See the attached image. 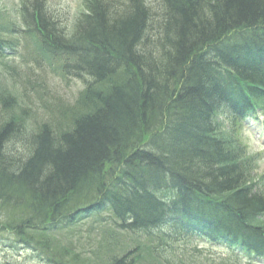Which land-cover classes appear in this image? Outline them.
Wrapping results in <instances>:
<instances>
[{"label": "trees", "instance_id": "trees-1", "mask_svg": "<svg viewBox=\"0 0 264 264\" xmlns=\"http://www.w3.org/2000/svg\"><path fill=\"white\" fill-rule=\"evenodd\" d=\"M160 2L155 15L147 0H83L68 33L42 0H21V30L0 11V50L20 30L53 69L87 77L72 104L41 100L48 117L22 154L11 143L28 111L1 95L0 242L29 261L91 264L62 239L109 213L120 232L199 237L264 262L258 155L238 137L264 109V0Z\"/></svg>", "mask_w": 264, "mask_h": 264}, {"label": "rangeland", "instance_id": "rangeland-1", "mask_svg": "<svg viewBox=\"0 0 264 264\" xmlns=\"http://www.w3.org/2000/svg\"><path fill=\"white\" fill-rule=\"evenodd\" d=\"M53 17L59 21V27L65 32L73 30L79 13L85 8L83 0H42ZM121 1V0H120ZM125 1V0H122ZM21 0H0V11L17 22V28L24 29L20 21ZM160 0H147L152 12L160 13L163 9ZM20 30L15 35H5L4 39L12 41L6 50H0V122L9 120L7 110L1 104L2 93H12L16 97L15 115L18 117L20 108L28 111L21 122L25 127L21 134L11 143V148L18 154L29 152L26 139L29 133L34 132L35 125L46 121L47 108L41 100L48 104L57 102L72 104L85 86V78L78 77L74 72H60L53 69L52 65L32 51L29 42L22 37ZM53 62V61H52ZM55 63V62H54ZM8 109V108H7ZM240 139L247 144L251 154H260L258 174L264 177V127L261 121H250L239 130ZM103 219L93 217L83 222L78 228L70 231V240L62 242L65 247L73 248L80 253L81 258H86L91 264H106L116 256L121 258L128 251V261L132 264H248L242 260L239 251H232L221 245H213L205 241H190L179 238H166L161 233L148 238L143 234H129L117 230L109 213L103 214ZM112 228L105 234L102 227ZM12 240L4 239L0 242V262L11 264H40L29 261L24 250L13 248ZM72 242V243H68ZM66 260L70 258L63 255ZM141 256L138 260L134 257ZM60 260V256L56 257ZM71 260V259H70ZM88 262V263H89ZM109 263V262H108ZM46 264V263H44ZM47 264H49L47 262ZM62 264V263H60ZM73 264V263H67Z\"/></svg>", "mask_w": 264, "mask_h": 264}]
</instances>
